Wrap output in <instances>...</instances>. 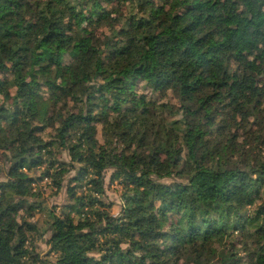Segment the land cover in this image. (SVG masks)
<instances>
[{"label": "trees", "instance_id": "trees-1", "mask_svg": "<svg viewBox=\"0 0 264 264\" xmlns=\"http://www.w3.org/2000/svg\"><path fill=\"white\" fill-rule=\"evenodd\" d=\"M10 90L0 264H264V0H0ZM72 169L41 258L33 184Z\"/></svg>", "mask_w": 264, "mask_h": 264}, {"label": "rangeland", "instance_id": "rangeland-1", "mask_svg": "<svg viewBox=\"0 0 264 264\" xmlns=\"http://www.w3.org/2000/svg\"><path fill=\"white\" fill-rule=\"evenodd\" d=\"M136 85H137L138 91H140L141 85L139 84H136ZM13 93L14 91L10 90L6 94H3V95L0 94V107L2 106V107L9 108L13 106L14 101H15ZM158 95H159L158 93L153 95L156 100L160 99V96ZM147 98H150L149 93L147 95ZM167 99L172 100L171 97H168ZM71 109L74 112H82V110L84 111L83 108H80L78 106H72ZM102 118L103 117H101V119ZM105 122L106 120L102 119L97 124L96 137L99 143L103 142L102 129H103ZM0 127H2L5 130V133L7 136H12L15 134L14 129L9 125V123L5 119L0 118ZM53 133L54 132L52 129H46L43 132L42 136L45 140H48L52 137ZM237 135L239 137V140L243 142L247 140L250 141V138L251 139L253 138V136L248 134L246 131H242V130H238ZM252 141L256 143V140L252 139ZM252 148H254V150L256 151V154L259 155V158L261 160H264V142L261 145L257 143L253 144ZM56 154H58L59 160L68 162V163L70 162V158L67 154V151L65 150H62L60 152L58 151L56 152ZM5 168H6L5 160L3 159V156H1L0 154V181L5 179ZM39 173L40 171L36 172L35 176L39 175ZM74 173H75V170L72 169L70 170V172L65 174L62 180V183H61L62 186L60 188H57L52 184L50 177L43 178V179L38 178V180L34 182L33 184V187H36V189H39L41 193V198H40V207L35 210L33 217L30 219L35 224V226L37 227V231H38L37 235L34 236L32 241L35 244L34 246L36 249V253H38L41 258L46 257L48 249H49L46 241L48 237L50 236L49 227L52 221L50 210L55 208V212L58 213L59 207L62 206L64 203L70 201L71 197L69 196L67 190H68V187H70V185H73L72 183H70L69 179L73 177ZM109 175H110V172L108 171L104 178L103 198L106 202L112 204L110 210L113 214H116L118 212L119 203H120V197H119L120 196L119 194L120 186L116 183H113V184L108 183Z\"/></svg>", "mask_w": 264, "mask_h": 264}]
</instances>
